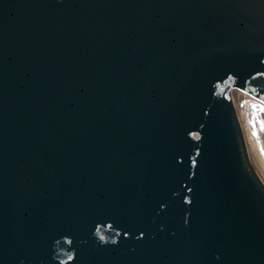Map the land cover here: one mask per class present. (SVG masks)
I'll return each instance as SVG.
<instances>
[{
  "label": "water",
  "instance_id": "water-1",
  "mask_svg": "<svg viewBox=\"0 0 264 264\" xmlns=\"http://www.w3.org/2000/svg\"><path fill=\"white\" fill-rule=\"evenodd\" d=\"M233 92L264 0H0V264H264Z\"/></svg>",
  "mask_w": 264,
  "mask_h": 264
},
{
  "label": "rangeland",
  "instance_id": "rangeland-1",
  "mask_svg": "<svg viewBox=\"0 0 264 264\" xmlns=\"http://www.w3.org/2000/svg\"><path fill=\"white\" fill-rule=\"evenodd\" d=\"M239 106L241 107L240 113L244 115L246 126H244L246 146H248V151L256 167L264 176V125L258 115L259 111H264L262 110L264 106L248 96L242 97Z\"/></svg>",
  "mask_w": 264,
  "mask_h": 264
},
{
  "label": "bare ground",
  "instance_id": "bare-ground-1",
  "mask_svg": "<svg viewBox=\"0 0 264 264\" xmlns=\"http://www.w3.org/2000/svg\"><path fill=\"white\" fill-rule=\"evenodd\" d=\"M244 98V97H243ZM242 99V97H239L238 94L236 92H233L232 93V102L234 104V107H235V110H236V113H237V116H238V120H239V123H240V126H241V129H242V132H243V135L245 134V121H244V115H242L240 113L241 111V107L239 106V102L240 100ZM245 126V127H244ZM248 147V146H247ZM248 150V148H247ZM249 153V157L251 158L252 160V156L250 155V152L248 151ZM253 163L255 164L254 160H252ZM256 166V164H255ZM258 168V167H257ZM259 170V169H258Z\"/></svg>",
  "mask_w": 264,
  "mask_h": 264
},
{
  "label": "snow or ice",
  "instance_id": "snow-or-ice-1",
  "mask_svg": "<svg viewBox=\"0 0 264 264\" xmlns=\"http://www.w3.org/2000/svg\"><path fill=\"white\" fill-rule=\"evenodd\" d=\"M262 110H264V109H262Z\"/></svg>",
  "mask_w": 264,
  "mask_h": 264
}]
</instances>
